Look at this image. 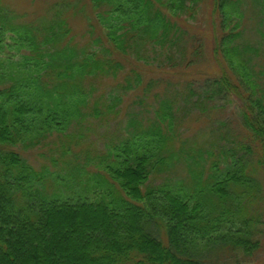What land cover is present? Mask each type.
I'll return each mask as SVG.
<instances>
[{"label": "trees", "instance_id": "1", "mask_svg": "<svg viewBox=\"0 0 264 264\" xmlns=\"http://www.w3.org/2000/svg\"><path fill=\"white\" fill-rule=\"evenodd\" d=\"M201 1L61 0L53 16L36 22L0 0V50L11 55L0 57V264H212L205 256L210 248L246 254L259 248L264 90L253 69L256 48L237 42L246 17L242 0H212L214 52L222 73L206 78L201 90L186 83L183 105L178 93L160 97L149 125L132 116L133 131L116 150L107 149L100 162L117 185L99 172L82 184L83 170L72 166L67 174L53 173L56 186L48 191L47 169H35L12 148L34 146L53 131L62 134L89 114H116L122 96L114 89L94 95L96 81L115 82L132 55L148 62L149 47L167 49L168 67L188 72L203 44L190 46L198 36L184 26L197 18ZM71 8L89 22L91 44L81 47L76 41L65 15ZM123 74L124 88L147 91L159 82L147 81L134 67ZM234 99L246 130L243 139L233 141L229 131L209 147L191 145L185 155L176 149L177 109L209 114L221 107L217 101ZM214 147L219 152L206 178L202 161L204 154L214 155ZM179 156L191 171L189 183H154L153 176ZM96 188L103 191L91 198L88 191Z\"/></svg>", "mask_w": 264, "mask_h": 264}, {"label": "rangeland", "instance_id": "2", "mask_svg": "<svg viewBox=\"0 0 264 264\" xmlns=\"http://www.w3.org/2000/svg\"><path fill=\"white\" fill-rule=\"evenodd\" d=\"M10 3L11 7L19 14H25L24 20H32L39 22L43 18L53 16V6L61 0H6ZM79 4L85 3L88 0H69ZM212 0L201 1V6L198 8L197 18L190 19L187 23L191 26L184 28L188 29L190 33L198 36L197 40H191L190 46L195 42L203 44L202 55L198 62L191 66L188 72L182 71L181 67L169 68L167 64V49L158 46L155 52L149 47L145 51L149 56L148 62L143 59H136L132 55L131 63H126V68L118 75L115 82L111 80L98 82L97 89L94 95H100L104 91L114 89L117 94L122 96V100L115 107L119 110L109 113L108 117H94L88 115L86 120L81 122H73V124L64 132L58 133L53 131L42 137L39 143L28 148L22 145L12 147L18 151L26 160L34 166L35 169L41 170L46 168L45 183L48 191H51L56 186L55 171H60L67 174L66 169L69 167H79L83 171L80 177L84 178L82 184L90 181L94 173H103L109 181L117 185L102 163L101 158H107V149L111 148L112 151L116 150L117 146L123 140L122 138L128 136L133 131L132 116L137 117L142 125H149L150 118L156 116L155 109L158 108L159 99L164 98L166 95L178 93L180 104L183 105L184 94L187 93L188 88L184 86L188 82H194V87L197 90L204 86L206 78H210L222 73L219 64L215 59L216 53L214 52V24ZM89 10H91L89 4ZM242 11L246 17L243 26V33L237 40L241 46L252 45L256 49L251 52L253 60V69L258 73V83L264 90V0H242ZM89 10H85L88 12ZM68 17L69 24L72 27V33L76 36V41L79 46L91 44L92 37L89 33L90 26L87 19L82 14H74V11L68 9L65 11ZM219 26V25H218ZM96 32V30H95ZM94 32V33H95ZM99 33V32H98ZM90 42V43H89ZM193 42V43H192ZM26 52V51H23ZM178 55V52H175ZM10 53L7 49L0 50V57H7ZM11 56V55H10ZM219 56L223 59V54L220 51ZM15 59H19L20 55H16ZM224 60V59H223ZM226 63V61L224 60ZM227 64V63H226ZM132 67L138 69L143 73L147 81L151 78H157L158 84L149 89L144 90L143 87L138 89L124 88L120 84H125L124 77L127 74L124 72L129 71ZM130 74V73H129ZM133 75V74H132ZM171 85H170V84ZM172 86V87H171ZM175 86V87H174ZM156 93L159 96H156ZM93 95V96H94ZM90 97L88 110L93 106ZM141 99L143 101H141ZM237 100V99H234ZM221 107H216L209 114L202 113L198 108L177 109L176 113L180 118L176 119L177 128L173 135L175 147L179 151L183 148V154H187L189 147H198L204 145L210 146V141L219 137L228 135L230 131L233 134L232 140L236 137V141L246 133L243 128L239 116L238 100L233 103H228L223 100L217 101ZM87 109L82 107V111ZM189 112V113H188ZM201 116V117H200ZM68 133L69 135L67 136ZM66 134V135H64ZM70 136V137H69ZM234 141V140H233ZM230 145V144H228ZM214 155L209 156L204 154L203 164L206 166L204 177L207 178V173L210 171V164L219 152L217 148H213ZM190 151H193L191 148ZM184 156L173 160L170 165L163 168L153 176L154 183H160L165 180L177 181L180 180L185 184L191 180V171L188 163L183 159ZM57 159L53 161V159ZM113 158L110 157V160ZM191 161V160H190ZM72 167V168H73ZM66 168V169H65ZM194 168V166L192 167ZM63 188V185H61ZM87 186V185H86ZM64 189H66L64 187ZM103 189H93L88 195L95 198V193L102 192ZM255 238L260 239V246L254 249L250 254H246L240 249H230L218 247L215 250L211 248L206 252V260L212 264H264V221L257 225ZM217 246V245H216Z\"/></svg>", "mask_w": 264, "mask_h": 264}]
</instances>
